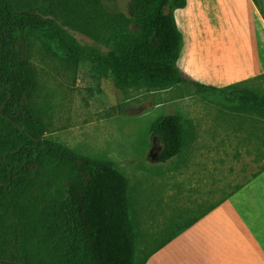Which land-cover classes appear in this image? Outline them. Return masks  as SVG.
<instances>
[{"label":"trees","instance_id":"16d2710c","mask_svg":"<svg viewBox=\"0 0 264 264\" xmlns=\"http://www.w3.org/2000/svg\"><path fill=\"white\" fill-rule=\"evenodd\" d=\"M185 5L129 0L128 12H111L105 0H0V264H133L136 253L127 176L114 161L45 138L49 125L25 103L34 85L31 33L72 65L93 63L118 86L164 91L182 84L224 108L264 117V94L249 81L216 87L181 71L183 35L174 10ZM73 27L93 43L81 42ZM189 129L179 111L161 115L151 124L144 159L152 160L156 139L158 162L181 156Z\"/></svg>","mask_w":264,"mask_h":264},{"label":"crops","instance_id":"0c3cea01","mask_svg":"<svg viewBox=\"0 0 264 264\" xmlns=\"http://www.w3.org/2000/svg\"><path fill=\"white\" fill-rule=\"evenodd\" d=\"M174 17L183 35L178 66L190 80L225 87L242 81L254 84L264 75V0H186L184 7L174 10ZM184 87L180 84L178 94L132 115L116 113L97 121L49 126L45 138L78 154L114 161L125 175L132 174L141 171L132 160L145 156L151 124L174 107L190 123L184 152L161 163L156 160L160 144L158 155L147 163L182 167L178 174L170 171L172 183L184 184V201L173 206L174 216L167 224L177 233L153 249L139 251V229L133 221L137 233L133 264H264V117L218 106ZM87 129L108 131L102 139L106 143L92 146L86 140ZM122 130L125 136L119 135ZM218 146H237V159L251 160L253 155L261 165L221 200Z\"/></svg>","mask_w":264,"mask_h":264},{"label":"rangeland","instance_id":"374dc122","mask_svg":"<svg viewBox=\"0 0 264 264\" xmlns=\"http://www.w3.org/2000/svg\"><path fill=\"white\" fill-rule=\"evenodd\" d=\"M226 3L228 4L227 1ZM105 4L111 12H128L129 0H105ZM224 16L229 19L231 17L225 14ZM71 31L81 42L93 43L81 28L73 27ZM28 40L34 85L29 95L25 97V103L33 109L41 123L44 121L49 126L97 121L115 113L132 115L148 109L155 101L168 99L179 92L177 88L151 91L144 85L118 86L111 77L101 75L91 62L81 61L74 65L66 62L61 51L39 33H31ZM249 86L264 94V76ZM173 110L174 107L171 106L168 112ZM128 128L130 129L131 126L129 125ZM107 132L87 129L85 133L90 135H87L86 140L90 141L92 146H101V142L106 143L102 139ZM125 133L127 132L122 130L119 135L125 136ZM148 138L149 135L146 141ZM154 144L152 155L155 157L159 153L160 143L156 139ZM86 148L91 149L87 146ZM235 148L238 147L218 146L219 200L261 168L259 161L253 160V155L250 156L251 160L245 159L246 156L237 159L234 154ZM132 161L137 162L141 171L128 174L122 168L129 179L131 219L139 229V251L145 248L150 250L177 232L174 229L169 230L167 224L174 216L173 206L178 207L180 200L184 201L181 194L184 184L172 183L173 174L170 171L173 170L178 174V168L182 167L176 163L168 164V167H150L144 156L134 158ZM163 168L166 171L161 175L159 170Z\"/></svg>","mask_w":264,"mask_h":264}]
</instances>
